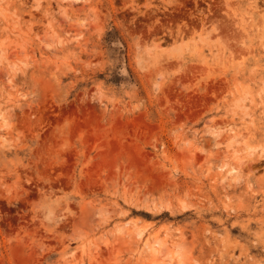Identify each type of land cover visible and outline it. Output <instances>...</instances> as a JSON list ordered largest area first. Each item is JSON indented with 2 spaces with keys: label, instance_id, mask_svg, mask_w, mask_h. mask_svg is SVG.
<instances>
[{
  "label": "rangeland",
  "instance_id": "obj_1",
  "mask_svg": "<svg viewBox=\"0 0 264 264\" xmlns=\"http://www.w3.org/2000/svg\"><path fill=\"white\" fill-rule=\"evenodd\" d=\"M1 116L0 264H264V0H0Z\"/></svg>",
  "mask_w": 264,
  "mask_h": 264
},
{
  "label": "bare ground",
  "instance_id": "obj_2",
  "mask_svg": "<svg viewBox=\"0 0 264 264\" xmlns=\"http://www.w3.org/2000/svg\"><path fill=\"white\" fill-rule=\"evenodd\" d=\"M67 51V49H61V52H66ZM67 53H68V51H67ZM35 82V81H34ZM36 83V82H35ZM37 86V85H36ZM0 123L1 124H3V125H5L6 124V119L3 117V116H1L0 117ZM208 168H211V165H209L208 166ZM234 169H231V172L230 173H233L232 171H233ZM150 205L152 206V208H155V209H160V208H163L162 206V203L161 202H156V201H154V200H152L151 201V203H150ZM118 230H120V229H118ZM141 233H142V231H139L138 232V235H141ZM162 247V245L159 243V242H155L151 247H149L148 248V251L150 252V254H151V256H152V258L153 257H156L157 256V253L159 252V249ZM175 256H176V258L178 259V263L179 264H185L184 263V253H183V251H182V249H180V248H177V250H175L174 251V253H173Z\"/></svg>",
  "mask_w": 264,
  "mask_h": 264
}]
</instances>
